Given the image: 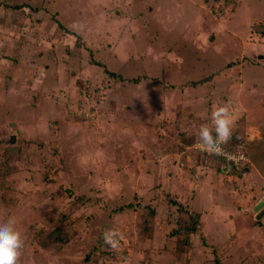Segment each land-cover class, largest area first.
<instances>
[{"label":"rangeland","instance_id":"rangeland-1","mask_svg":"<svg viewBox=\"0 0 264 264\" xmlns=\"http://www.w3.org/2000/svg\"><path fill=\"white\" fill-rule=\"evenodd\" d=\"M263 99L264 0H0V221L17 220L18 264H264ZM221 104L239 163L195 147Z\"/></svg>","mask_w":264,"mask_h":264},{"label":"clouds","instance_id":"clouds-1","mask_svg":"<svg viewBox=\"0 0 264 264\" xmlns=\"http://www.w3.org/2000/svg\"><path fill=\"white\" fill-rule=\"evenodd\" d=\"M211 126L201 124L195 132V147L209 155L224 156L234 163H239L235 156L227 154L224 145L232 138L233 120L229 106L226 104L214 105L210 114ZM242 159V157L240 158ZM17 220L9 216L0 221V264H18L24 240L17 228ZM103 240L111 249L117 250L123 234L116 229L104 231Z\"/></svg>","mask_w":264,"mask_h":264},{"label":"trees","instance_id":"trees-1","mask_svg":"<svg viewBox=\"0 0 264 264\" xmlns=\"http://www.w3.org/2000/svg\"><path fill=\"white\" fill-rule=\"evenodd\" d=\"M106 71H107V73H109L112 76H117V74L115 72H113V71H110V70H107V69H106ZM174 203H176L179 206L180 209L182 208V204H179L178 202H174ZM131 206H132V204H128L126 207H131ZM123 208L124 207H120L119 210H122ZM190 219H191V221H190V223L187 226V228L189 230V235L199 231L198 222H199V219H200V214L197 213V212H195V213L191 212L190 213ZM203 240H205V239L203 238ZM191 241L192 240H187L186 243H191Z\"/></svg>","mask_w":264,"mask_h":264},{"label":"crops","instance_id":"crops-1","mask_svg":"<svg viewBox=\"0 0 264 264\" xmlns=\"http://www.w3.org/2000/svg\"><path fill=\"white\" fill-rule=\"evenodd\" d=\"M205 86H206V84L198 85V87L196 88V94L198 95V97H200L202 99L204 98V100H207V96L209 95V92H203L206 90ZM252 105H253V103H249L248 105H246V108L249 109ZM253 108L254 109L256 108V110L264 109V99L262 101H258L257 104L253 105L251 107V109H253ZM203 153H205V152H203ZM214 156H216V155H214ZM216 157L221 158L222 160L225 159L223 156H216Z\"/></svg>","mask_w":264,"mask_h":264},{"label":"water","instance_id":"water-1","mask_svg":"<svg viewBox=\"0 0 264 264\" xmlns=\"http://www.w3.org/2000/svg\"><path fill=\"white\" fill-rule=\"evenodd\" d=\"M9 142H11V143L15 142V138L11 137ZM254 211L257 212V214H256L257 219L262 218V216L264 215V195H263L262 199L254 207Z\"/></svg>","mask_w":264,"mask_h":264},{"label":"built area","instance_id":"built-area-1","mask_svg":"<svg viewBox=\"0 0 264 264\" xmlns=\"http://www.w3.org/2000/svg\"><path fill=\"white\" fill-rule=\"evenodd\" d=\"M223 147H224V149H225V152H226L227 154H229V153L227 152V144H226V145H224ZM237 154H238V157H237V159H239V162H240V161H241V159H240V158L242 157V159H243V158H244V154H245V153H243V152H242L241 154H239V153H237ZM230 155H231V154H230ZM231 156H234V155H231ZM223 157H224V156H223ZM224 158H225V157H224ZM227 160H230V159H227Z\"/></svg>","mask_w":264,"mask_h":264}]
</instances>
